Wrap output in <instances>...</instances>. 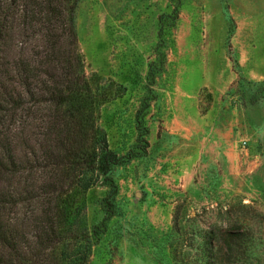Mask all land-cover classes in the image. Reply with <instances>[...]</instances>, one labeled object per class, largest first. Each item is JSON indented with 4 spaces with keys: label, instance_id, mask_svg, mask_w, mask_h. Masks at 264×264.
<instances>
[{
    "label": "rangeland",
    "instance_id": "obj_1",
    "mask_svg": "<svg viewBox=\"0 0 264 264\" xmlns=\"http://www.w3.org/2000/svg\"><path fill=\"white\" fill-rule=\"evenodd\" d=\"M180 1L145 117L147 153L116 171L122 213L95 246L90 264H172L165 240L177 206L183 224L221 228L226 210L238 215L241 204L249 207L243 211L250 226L236 225V233L261 249L250 255V264H264V0ZM171 8V0L78 5L85 72L126 87L100 115L119 154L134 142L158 17ZM98 199V192L88 196L90 223L101 217Z\"/></svg>",
    "mask_w": 264,
    "mask_h": 264
},
{
    "label": "trees",
    "instance_id": "obj_2",
    "mask_svg": "<svg viewBox=\"0 0 264 264\" xmlns=\"http://www.w3.org/2000/svg\"><path fill=\"white\" fill-rule=\"evenodd\" d=\"M81 0H0V264H90L111 221L121 215L116 171L146 155V114L162 72L180 0L158 17L154 58L124 154L100 125L101 107L126 87L87 74L78 47ZM101 217L90 223L88 196ZM226 210L223 227L183 224L176 207L167 244L172 264H250L261 253L237 228L249 215ZM236 225L237 228H236ZM258 245V243H257Z\"/></svg>",
    "mask_w": 264,
    "mask_h": 264
}]
</instances>
